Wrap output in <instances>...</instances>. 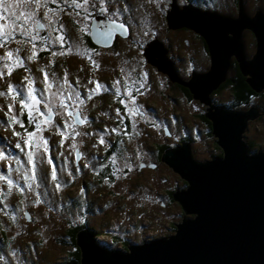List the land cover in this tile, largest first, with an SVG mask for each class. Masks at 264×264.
<instances>
[{"label": "rangeland", "instance_id": "1", "mask_svg": "<svg viewBox=\"0 0 264 264\" xmlns=\"http://www.w3.org/2000/svg\"><path fill=\"white\" fill-rule=\"evenodd\" d=\"M129 2L133 6V13L129 18L125 17L124 19L127 22L130 19L128 24L132 41L143 43L144 48L146 40L153 38L150 35L156 33V36H159V31L163 37L162 41L160 40L162 44H166V39L173 38L170 42V46L174 47V52L171 56L176 67L181 72L188 70L198 62L196 57L188 60L183 53L187 48L183 40L190 37L188 30H184L181 33L166 30L163 17L161 18L160 12L154 9V7H157L155 3L149 4L147 0H129ZM163 4L162 0L158 7ZM157 17L160 18L156 21ZM67 18L74 22L71 17ZM146 31L151 34L148 36L143 35ZM134 53H139L138 46ZM77 58V55H73L67 62L68 67L80 65L81 60L79 59L78 62ZM41 62L44 66L45 63ZM26 66L31 69V75L34 77L37 63L27 62ZM64 72L65 70L63 69L62 74L56 73L58 76H62ZM143 72L148 73V88L143 90L145 92L144 95L137 97V102L143 106L151 120L141 121L138 124V128L141 130L142 135L135 138L132 142H128L125 139L123 146L126 150L125 154L131 156L134 161V171L128 173L127 178L122 177L118 181L111 177L110 182L114 184L113 187L104 184L103 177L96 184V173L90 168H84L83 165L91 160L92 157H96V160L93 161V167L98 169L97 159L102 153L103 146L97 145V147H93V145L97 144V136L77 138L78 141L80 139L84 141L80 150L84 153L85 159L79 161L81 171L76 174L74 165H72V161L75 159L73 153L69 154L66 150L70 142H66L65 147L60 148V137L52 135L51 132H45L44 135L46 137H51L50 144L55 147L56 152H63L64 156L67 157L75 175L74 181L65 175L64 180L68 181L72 186L63 187L61 191L56 192L52 197H58L67 202V192L73 191L71 197H79L78 199L81 202L79 206L73 203H67L65 206L61 200L53 199L49 195L48 197H42L43 203L35 205L32 203L35 199L34 194L28 192L21 194L18 191H14L7 201L9 205L7 208L8 216L0 212V254L8 253L7 258L11 260V251L18 250L23 253V259L26 264H61L65 261L67 257L65 253L70 248L67 244L65 233L68 225L72 224L83 223L93 228L95 234L98 233L97 242H104L102 244L108 249L112 248L113 245H118L115 248H121L118 244V239H127L130 243L133 241L134 243H140L148 238L150 240L168 236L174 232L172 230L173 224L180 222L184 213L178 202L168 198L165 191L175 188L179 192L180 189L182 191L185 190L187 186L178 188L182 186L179 180L181 178L180 175L172 171V168L165 162L155 159L152 153L153 143L163 140L167 143L176 144L181 139L180 137L188 135L191 140L188 147L189 153L195 161L212 159L209 155L217 152V148L214 146L212 134L208 132L204 125L199 123L200 120L196 116L199 109L193 107V101L184 98L177 91L170 92L169 89H164L162 77L166 78V76L161 71L157 70L154 73L144 65ZM27 74L23 71L13 72L10 78L6 77L4 80H0V90L6 91L8 83L13 85L22 83L23 77ZM106 76H111L112 78L116 76L117 79H121L119 74H102L101 71L93 75L84 73L75 75L74 78L69 76V80L75 82L78 78L81 84H86L89 79H94L104 83ZM37 87L39 86L37 85ZM89 87H93V85H89ZM82 93L84 94V92ZM171 95H174V97L171 98ZM114 98L113 92L110 91L107 94L96 95V100L88 101L86 112L91 123L88 126H82L78 130L98 133L102 132L105 127L109 129L116 127L118 121L112 119L116 115V110L113 108L114 105L111 104V100ZM218 98L221 101L226 100L228 98L227 93L225 91L221 92ZM104 101H107V106ZM8 102L4 98H0V107L5 106ZM262 108H264V105ZM257 114L259 116L253 120H248L243 129L242 139L248 142L251 141L252 144V150H247L248 153L259 150L264 146V109L257 111ZM3 117L4 113L0 112V120ZM56 120L59 121V117ZM155 125H159V127ZM163 126L170 133H167V136L162 133ZM31 130L33 129L29 127V131ZM128 130L131 131V121L129 122ZM17 131L22 130L18 129ZM114 136L113 134L106 139L109 141L111 139L112 141ZM16 141L17 137L13 136L11 131L6 130L3 124H0V150L4 151L6 155L8 152H13L14 155L23 161L25 159L24 155L14 148ZM178 143L177 145L181 146L182 142ZM173 148L174 146L170 147V149ZM137 149H139L143 160L136 159ZM100 151L101 153H99ZM120 152L121 149L119 153H111V156L113 154L117 155L122 163L123 158L120 156ZM101 156L103 157V155ZM61 162H63L62 158ZM139 163H144L145 165L154 164L155 168L147 166L142 169L135 168V164ZM0 169H6V162H0ZM45 171H47V167ZM86 182H89L90 188L89 190L84 188L82 192V183L83 186H86ZM21 184H23V181H21ZM0 187H5V185L0 183ZM176 190H173V193ZM40 191H43V188ZM49 192H52L50 186ZM25 196L27 199H25ZM145 197H150V199H145ZM2 207L3 205H0V208ZM23 211L28 213L27 219L24 217ZM12 215L16 216L15 222L10 219ZM112 236L118 237L117 240H113ZM12 264H15V261H12Z\"/></svg>", "mask_w": 264, "mask_h": 264}, {"label": "snow or ice", "instance_id": "2", "mask_svg": "<svg viewBox=\"0 0 264 264\" xmlns=\"http://www.w3.org/2000/svg\"><path fill=\"white\" fill-rule=\"evenodd\" d=\"M147 3H155L159 6L162 0H147ZM132 13L133 6L129 0H0V53H2L0 80L10 78L17 69H24L28 73L23 77L22 83L18 85L8 83L6 91L0 90V98L9 101L5 106L0 107V112L4 113L0 124L17 137L14 148L25 157L22 161L13 152H8L6 155L0 150V162H6V169H0V183L5 185L0 187V205H3L0 212L5 216H8L7 201L14 191L34 194L35 199L32 203L40 205L44 202L42 197L54 195L67 186L65 175L72 181L75 180L73 167L67 157L63 152H56L55 147L50 144L51 137H46L45 132L60 137V148H64L65 143L70 142L66 150L69 154L75 153L72 165L76 174L81 171L79 161L85 159L84 153L80 150L84 141L83 139L78 141V137L96 135L97 144L93 147L103 146L106 152L113 148L107 137L113 134L123 137L118 140L122 163L117 155L113 154L108 158L107 164L100 165L99 170L93 167L96 157H92L83 167L90 168L96 175H100L111 165L110 176L117 181L122 177L127 178L128 173L134 171V161L131 156L125 154L126 150L123 146L125 139L132 142L142 135L138 128L141 121L151 120L143 106L137 102V97L145 94L142 90L148 88V73L134 75L137 73L134 66L122 67L120 72L123 79H116L109 87L94 79H89L86 84H81L78 78L72 82L67 71L62 76H58L52 70L55 65L53 58L76 54L86 59L94 71H99L101 64L95 57L100 56L101 53L85 48L82 36L93 34L98 43L110 47L109 41L114 33L119 31L124 36L129 34V26L123 18L131 16ZM65 16L73 19L78 33L81 34L79 38L73 37L66 28L63 22ZM150 34L147 31L143 33L145 36ZM42 52H50V57L47 64L38 67L37 71L41 74V79L37 81L31 75V69L26 66V62L38 63L39 53ZM21 53L25 54L21 55ZM38 83L40 87H37ZM81 88L85 89L86 95L81 92ZM110 91H113L114 97L124 109L122 113L117 108L115 117H112L118 121L117 126L110 129L105 127L98 133L78 130L91 123L86 112L87 102L102 92ZM25 116L27 126L23 119ZM57 117L59 121L56 120ZM126 119L131 121V131L125 125ZM17 126L22 131H17ZM155 126L159 127V125ZM29 127L33 130L29 131ZM164 131L168 133L167 128ZM136 159H142L139 149L136 151ZM146 166L155 168L154 164H135L137 169ZM46 167L47 171H45ZM103 182L109 187L114 186L107 177ZM49 186L52 189L51 193ZM41 188L43 191H40ZM81 191L83 192V189ZM10 219L15 222L16 216L12 215ZM8 255V253L0 254V264H12V261H15V264H26L21 251L12 250L11 260L7 258Z\"/></svg>", "mask_w": 264, "mask_h": 264}, {"label": "water", "instance_id": "3", "mask_svg": "<svg viewBox=\"0 0 264 264\" xmlns=\"http://www.w3.org/2000/svg\"><path fill=\"white\" fill-rule=\"evenodd\" d=\"M169 5L165 15L167 28L184 26L200 34L209 52L208 69L203 73L191 71L186 81L179 79L164 47L155 39L145 44L142 54L145 62L165 73L170 81L186 86L193 99L208 105L204 116L211 122V134L216 136L222 156L195 161L183 142L164 150L160 161L188 182L187 188L176 190L172 198L192 215L181 218L172 234L130 243L125 251L118 247L100 248L96 237L87 228H80L75 233L79 264H264V146L248 153L240 136L245 121L254 118L257 110L215 107L207 95L223 80L230 54L242 75H249L246 83L256 92L264 88V13L256 11L247 18L240 0L237 18L189 4L178 8L173 0ZM242 28H249L256 40L255 53L249 61L241 53ZM89 38L100 44L95 35L89 34Z\"/></svg>", "mask_w": 264, "mask_h": 264}, {"label": "flooded vegetation", "instance_id": "4", "mask_svg": "<svg viewBox=\"0 0 264 264\" xmlns=\"http://www.w3.org/2000/svg\"><path fill=\"white\" fill-rule=\"evenodd\" d=\"M163 2H164L163 5H161L160 7H158V6L154 7V9H156V11H159L160 16L163 17V21H164L166 30L175 31L176 33H181L184 30H188L190 32V37H189V39L183 40L184 44L187 46V48L183 51V53L187 56L188 60H189V58H194V57H196L198 59V62L195 63L191 68H189L188 70H186L184 72H181L176 67V64L174 63V60L171 56V54L174 52L173 51L174 47L170 46V44L164 45L161 43L165 49L166 58L169 59L171 62L174 73L176 74V76L179 79L186 81L190 77L191 71L193 73H203L208 69V67H209L208 48L206 46L205 41H203L201 35L198 34L197 32H194L190 28H187L184 26L174 28V29L167 28L165 15H166V11H168L170 9L169 4H171V0H163ZM173 2L178 8H180L182 5L189 4V5L196 7L197 9H200V10H206L209 12L216 13L218 15L229 17V18H237V2H238V0H173ZM240 4H241L242 12L247 18L253 17V15L256 11H258L261 14L264 13V1L263 0H240ZM161 9H163V10H161ZM126 18H129V16H127ZM63 19L66 20L67 16H65ZM129 20L130 19H128V22H129ZM128 22H127V26H129ZM227 36H231V34L227 33ZM88 38H89V34L83 35V37H82V39L84 41V47L94 49V50L101 53L100 56L95 57V59L98 60L101 64V68L99 71H94L92 65H90V63L86 59L79 57V56L77 59H78V62H79V59L81 60L80 65L75 66V67H68L67 62L69 61V57L71 59V57L73 55H76V54H71L69 56H62V57L53 58L55 60V65L53 66L52 70L57 72L58 74H62L63 69H64L65 71L68 72L69 76L72 78H74L75 75H79V74H83V73L87 74V75H93V74H96V73H99L102 71V74H110V75L119 74V76H121V80L123 79V76L120 72V69L122 67L127 68L128 65H132L137 69V73H134V75L143 73V66L144 65H146L150 71H152L154 73H155V71L157 72L156 67L154 65H153L154 66L153 67L150 64H148V62H145L146 59L144 58V56L142 54L143 49H144L143 43L135 42V41L131 40L130 28H129V34L127 36L122 35L120 32L114 33V35H113V37L109 43L110 47L104 46L101 44H95L92 41H89L90 38L89 39ZM153 39L161 42L160 39H157L153 36V38L146 40V43H148L149 41H151ZM170 39L173 40V38H170ZM239 42H240V48H241V53H242L243 59L245 61H249L251 59V57L253 56V54L255 53V47H256V40H255V36H254L253 32L249 28H242L240 31V34H239ZM137 46L139 47V53L135 54L134 50L137 48ZM145 46L146 45H144V47ZM170 49H171V51H170ZM55 50H57V49H55ZM0 54H2V53H0ZM24 54L25 53H21V55H24ZM49 57L50 56H48L44 60L39 59V61L37 63V67L35 68V73H34L35 79H37V80L41 79V74L39 73V71H37V69H38V67H43V64L41 61H43L45 64H47ZM60 62H63V65L60 64ZM76 67H78V69ZM75 69H76V71H74ZM81 69H83V70H81ZM22 71L25 72L24 69H17V70H14V73L22 72ZM164 75L167 78L166 79L165 77H162L164 83H166V84H168V83L177 84L178 83V82L176 83L175 81L174 82L170 81L168 79V76L165 73H164ZM244 77L248 78L249 75L248 74L242 75L235 57L233 56V54H230L228 56V63H227V66L225 68V71H224L223 80L220 81L216 85V87L211 89L207 94L210 105H213L215 107L225 108L226 110L246 111L249 107H253L257 111L263 110L264 108H262V106L264 105V88H260L257 92L254 91L245 82ZM116 79H117L116 76H113V78L111 76H106L105 82L103 84H106L107 86L111 87L112 83ZM238 79H239L240 83L238 82ZM242 81L245 82L244 83L245 85L242 84ZM179 84H177V85L179 86ZM37 85L39 87L41 86L39 83ZM240 86H242V87H240ZM182 89L177 90V92L181 96H183L184 98L193 101V107L199 109V111H197V113H196V116H198V119L200 120V116H204V113L206 112L205 109H207L208 105L203 104V102L199 101L197 98L193 99L192 94H187L185 89H183L185 92ZM81 91L84 92V94H86L84 89H81ZM224 91L227 93L228 98L224 101H221L218 97L221 95V92L223 93ZM111 92H113V91H111ZM101 94H107V93L102 92ZM101 94H99V95H101ZM94 99L96 100V96L94 97ZM108 101L110 102L109 99H108ZM104 104L107 106V101H104ZM111 104L114 105L113 108L115 110L117 108H119L122 113L124 112L123 106L118 102V100L116 98L111 100ZM257 116H259V114H257L254 118L248 119V120H253ZM263 116H264V114H263ZM23 119H24V122H26L25 125L27 126L26 116ZM248 120H246L245 123ZM129 122L130 121L126 119L125 125ZM208 122H209V120H207V118L199 121V123L201 125H204L205 128L208 130V132L211 133ZM18 129H20V128L17 126V130ZM242 134H243V131H242ZM242 134H241V137H242ZM180 138L181 139L178 142H183V143H186L188 147L190 146L189 144H190L191 140H190V137L188 135H183V137H180ZM212 139H213V141L216 140L213 137H212ZM110 142H111V139H110ZM178 142L175 144L174 148L179 147V145H177V144H179ZM244 142L246 143V147H247L248 141L245 140ZM250 143H251V141H249V144ZM102 150H104V148ZM94 153H95V151H94ZM99 153H101V151ZM219 154H220V151H219ZM219 154H217V155H219ZM101 155H103V157ZM217 155H216V153H214V154H211L209 156L213 159V158H216ZM105 156H106V153L102 152L100 154V157L97 159L98 166L100 164H102L103 162L108 161V159H106ZM101 160H102V162H101ZM107 176H108V174L104 175V177H107ZM183 179L184 178H180V180H183ZM97 180H98V177H97ZM95 181H96V179H95ZM182 183L183 182L181 181L180 184H182ZM184 186H186V185L182 184V186H180L178 188H184ZM174 189L175 188H173V190ZM173 190H171V194H173ZM165 193H166V196L168 197L167 191H165ZM178 205H180L179 202H178ZM183 213L184 214H183L182 218H187V217L191 216V214H187L184 211H183ZM174 229H175L174 226H172L173 231H174ZM135 243H138V242H135ZM128 244H129V240H127V245ZM116 246H118V245H115V247ZM119 246H121V245H119ZM120 249L122 250V248H120Z\"/></svg>", "mask_w": 264, "mask_h": 264}, {"label": "trees", "instance_id": "5", "mask_svg": "<svg viewBox=\"0 0 264 264\" xmlns=\"http://www.w3.org/2000/svg\"><path fill=\"white\" fill-rule=\"evenodd\" d=\"M163 16V15H162ZM161 17V16H160ZM160 17H157L155 20L157 21ZM162 18V17H161ZM63 22L65 23V25H66V28L70 31V34L73 36V37H77V38H79L80 36H81V34L80 33H78V31H77V26L75 25V23L74 22H71L68 18L65 20V19H63ZM158 33H159V36H156L157 34L156 33H153V34H151L150 36H154L155 38H157V39H160L161 41H162V39H163V37L161 36V34H160V32L158 31ZM172 34V33H171ZM83 37V36H82ZM202 37V36H201ZM170 38H172V37H170ZM170 38H168V39H166L165 40V42H166V44L165 45H169L170 44V42L172 41ZM89 39V38H88ZM203 39V38H202ZM89 41H91V40H89ZM204 41V40H203ZM58 50V49H57ZM39 56H40V59L41 60H44L45 58H47L48 56H50V52H42V53H39ZM69 59H70V57H69ZM145 60V59H144ZM60 64H62L63 65V62H60ZM77 69H78V67H76ZM74 71H76V69L74 70ZM241 72V71H240ZM244 79H245V77H244ZM169 81V80H168ZM174 82V81H173ZM238 82H239V79H238ZM246 82V81H245ZM245 82H243L242 81V84H244ZM168 83V82H167ZM177 83V82H176ZM240 83V82H239ZM174 84V85H173ZM173 84H171V83H168V84H165L164 83V89H169V91L170 92H175V91H177V90H179V89H185V91L187 92V94H191L190 92H189V89L186 87V86H184V85H182V84H179V83H177V84H179V86L177 85V84H175V83H173ZM245 85V84H244ZM249 86V85H248ZM238 87V86H237ZM240 87H242V86H240ZM179 88V89H178ZM182 89V90H183ZM184 91V90H183ZM184 91V92H185ZM164 92V91H163ZM236 96V95H235ZM174 97V95H171V98H173ZM198 117V116H197ZM206 117L205 116H200V120H202V119H205ZM207 120H209L208 118H207ZM27 121V120H26ZM26 123V122H25ZM127 126H128V129H129V123H127L126 124ZM208 125H209V128H210V130H211V122H210V120H209V122H208ZM164 127V126H163ZM163 127H162V133L165 135V136H167V134L166 133H164V131H163ZM166 128V127H165ZM21 130V129H20ZM212 137H213V134H212ZM122 138V137H121ZM120 137H117V136H114V138H113V140L111 141V143H112V145H113V148L111 149V150H109V151H105V150H102V152L103 153H106V156H105V158L107 159V158H109L110 156H111V153H119V151H120V149H121V147H120V145L118 144V140H120L121 139ZM214 138L216 139V136H214ZM214 139V140H215ZM216 142V140L214 141V146L217 148V152H215L216 153V155L217 154H219V151H220V154L219 155H217L216 156V158H218V157H220V156H222V150H221V148L219 147V145L217 144V143H215ZM114 144H115V146H114ZM170 146H175V143H173V144H171V143H167V142H165V141H163V140H161V141H158V142H154L153 143V150H152V153H153V155H154V157H155V159L156 160H160V157H161V154H163V152H164V150H166V149H169V147ZM117 149V150H116ZM247 150H252V144L250 143L249 144V142H247ZM23 154V153H22ZM73 157H74V153H73ZM62 158V160H63V157H61ZM108 163V161H106V162H103L102 164H107ZM101 165V164H100ZM100 165L98 166V170H99V168H100ZM109 171H110V165H109V167L108 168H105L101 173H100V175H97V177H98V180H97V178H96V184L98 183L97 181H99V180H101V178L103 177V178H105L104 177V175H107L108 174V176H107V178L110 180L111 179V176H110V173H109ZM83 180H86V179H83ZM82 180V181H83ZM180 180V179H179ZM66 181V180H65ZM87 181V180H86ZM183 182L182 184H184V185H188V182L185 180V179H183V180H180V182ZM72 185L71 184H69V182L67 181V187H71ZM85 188V190H89V188H90V186H89V182H86V186H83V183H82V187H81V189H84ZM175 190V189H174ZM167 191V195H168V198H170V199H173L172 198V194H171V188L170 189H167L166 190ZM71 194H73V191H69V192H67V202L65 201V200H63V199H59L58 197H56V198H53L52 197V195H51V197L53 198V199H58V200H61L62 201V204L63 205H65L66 206V204L68 203H73V204H75V205H77V206H79V204H80V199H78L79 197H77V198H72L71 197ZM81 195H84L83 193H80ZM79 194V195H80ZM85 201V200H84ZM90 203H92V202H90ZM85 204V203H84ZM89 205H92V204H89ZM107 206V205H106ZM23 213L25 214V213H27V212H25V211H23ZM28 214V213H27ZM24 217H25V215H24ZM26 218V217H25ZM173 226H174V228H175V224H173ZM83 227H85V228H87L91 233H92V235L93 234H95V230L93 229V228H91L90 226H88V225H86V224H72V225H68V227H67V232L65 233L66 234V238H67V244H68V246L70 247L69 248V250L65 253L66 255H67V257H66V259H65V261L63 262V263H61V264H79V260H80V251H79V247H78V245H76L75 244V233H76V231L78 230V229H80V228H83ZM96 234H98V233H96ZM95 234V235H96ZM117 238L118 237H115V236H112V239L113 240H117ZM118 241H119V245H121V248H122V250H126L127 248V240L126 239H118ZM4 243H5V238H4ZM101 247L102 248H104L105 249V247L106 246H104V244H102L101 245ZM106 249H108L107 247H106ZM109 249H115V245H113V247L112 248H109ZM50 264V263H49Z\"/></svg>", "mask_w": 264, "mask_h": 264}, {"label": "clouds", "instance_id": "6", "mask_svg": "<svg viewBox=\"0 0 264 264\" xmlns=\"http://www.w3.org/2000/svg\"><path fill=\"white\" fill-rule=\"evenodd\" d=\"M241 134H242V132H241ZM241 134H240V136H241ZM241 139H242V137H241ZM243 140V139H242ZM244 141V140H243ZM214 159V158H213ZM204 160H206V159H204ZM91 235H92V233H91ZM170 235V234H169ZM92 237H96V239H97V237H98V235L96 234H93L92 235ZM149 239V238H148ZM148 239H146V240H148ZM153 239V238H152ZM98 240V239H97ZM144 241V240H143ZM102 243H104V242H98V244L101 246L102 245ZM131 243H134V242H131ZM139 243V242H138ZM129 244H130V242H129ZM120 249V248H119ZM121 250V249H120Z\"/></svg>", "mask_w": 264, "mask_h": 264}, {"label": "bare ground", "instance_id": "7", "mask_svg": "<svg viewBox=\"0 0 264 264\" xmlns=\"http://www.w3.org/2000/svg\"><path fill=\"white\" fill-rule=\"evenodd\" d=\"M100 248H102V247H100Z\"/></svg>", "mask_w": 264, "mask_h": 264}]
</instances>
